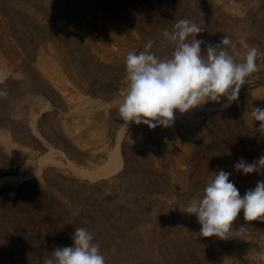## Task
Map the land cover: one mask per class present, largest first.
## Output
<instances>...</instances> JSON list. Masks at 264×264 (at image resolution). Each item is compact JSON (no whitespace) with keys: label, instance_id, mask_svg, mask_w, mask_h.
<instances>
[{"label":"rangeland","instance_id":"1","mask_svg":"<svg viewBox=\"0 0 264 264\" xmlns=\"http://www.w3.org/2000/svg\"><path fill=\"white\" fill-rule=\"evenodd\" d=\"M5 1L0 74L6 80L0 87L8 96L0 97V132L14 147L28 141L13 153L0 140V178L7 177L0 183V264H43L55 246L73 245L79 227L94 232L107 264H245L248 254L260 264L264 222H246L241 211L233 229L245 225L246 234L215 241L202 238L197 218L182 210L202 197L219 170L231 173L241 196L264 180L234 169L241 158L251 163L264 155V137L251 118L253 106L264 107V70L247 78L227 108L222 100L177 111L167 128L124 124L117 101L127 91L126 53L155 40L152 51L170 54L158 41L177 19L205 29L196 37L205 42L202 51L226 35L236 62L249 47L264 57V0H86L87 6L67 0L65 7L59 0ZM11 13L26 23L12 21ZM240 20L249 22L244 35L234 30ZM107 21L115 22L122 49L110 35L102 38ZM66 29L82 38V49L65 46ZM22 34L30 46L18 45ZM66 49L90 67L65 60ZM121 131V165L108 169L105 155ZM239 247L247 251L236 256Z\"/></svg>","mask_w":264,"mask_h":264},{"label":"clouds","instance_id":"2","mask_svg":"<svg viewBox=\"0 0 264 264\" xmlns=\"http://www.w3.org/2000/svg\"><path fill=\"white\" fill-rule=\"evenodd\" d=\"M205 29L195 21L177 19L172 29L162 31L158 47L163 52L171 47L168 55L152 51L155 40H149L137 53L128 51L125 58L127 91L117 101L119 118L124 124L171 127L175 113L185 114L210 102L222 104L223 108L237 100L247 78L264 70V57L256 47L246 50L242 62H236L230 54V37L224 35L217 44H208L202 51L203 40L197 35ZM259 59V63H258ZM6 77L0 74V85ZM6 87H0V97H7ZM251 118L258 122L255 130L264 136V107L253 106ZM244 175H264V155L251 163L241 158L234 165ZM231 173L219 170L206 183L200 199L187 204L183 212L194 215L201 228L202 238L217 237L228 240L243 237L246 226L233 229L241 211L246 222H264V180L257 181L254 188L241 196L239 189L230 181ZM72 246H55L43 259V264H107L94 232L86 227L75 228L71 236ZM264 264V254L258 257Z\"/></svg>","mask_w":264,"mask_h":264},{"label":"bare ground","instance_id":"3","mask_svg":"<svg viewBox=\"0 0 264 264\" xmlns=\"http://www.w3.org/2000/svg\"><path fill=\"white\" fill-rule=\"evenodd\" d=\"M3 1H5V0H3ZM69 2L70 1H74V2H76V3H79V4H83V5H86L87 3H85L86 2V0H68ZM6 2V1H5ZM10 3V2H9ZM5 4V3H4ZM59 4H61V6H63V7H65V6H67V0H59ZM7 5V4H6ZM71 5H72V3H71ZM11 6V5H10ZM87 6V5H86ZM7 9V8H6ZM66 10V9H65ZM69 10V9H68ZM10 12H11V10H10ZM35 14H37L36 16H39L38 15V13H36V12H34ZM61 14H62V12H61ZM72 14V13H71ZM147 14V13H146ZM7 15V14H6ZM11 18L10 19H12V21L13 20H17V22H21V23H26V19H24V17L23 16H21V15H18V14H12L11 13ZM9 16H10V14H9ZM144 16V15H143ZM86 18V17H85ZM144 18V17H143ZM59 20V19H58ZM11 23H14V22H11ZM53 23V22H52ZM103 23L104 22H102V25H103ZM115 23V22H114ZM114 23H112V22H110V21H107L106 23H104V32H103V35H102V38L103 39H105V40H109L107 37H108V35H110V37L112 38V40L113 41H111L112 43H114L116 46L117 45H119L120 47H121V49L123 48V46L125 47V43L124 42H122V40H119L117 37H114L113 35H115V30H116V28H115V24ZM22 25V24H21ZM249 25V22H248V20L246 21V20H240V21H237L236 23H235V26H234V30H236V32L239 34V35H244V33H245V31H246V27ZM12 26H14V25H12ZM24 26V25H23ZM70 26V25H69ZM69 26H66V27H69ZM20 27V26H19ZM11 28V27H10ZM79 28V27H78ZM24 29H25V27H24ZM90 29V28H89ZM17 30H18V27H17ZM26 30V29H25ZM38 31V30H37ZM41 32V35L42 36H44L45 34L42 32V30H40ZM74 31V30H73ZM72 31V32H73ZM124 31V30H123ZM15 32V31H14ZM13 32V33H14ZM64 32V41H65V46L66 47H68V46H71L72 45V47L71 48H73V46H74V48L75 49H82V45H85V43H82V38H80V36H74L73 34L74 33H70L69 32V30L68 29H66L65 31H63ZM62 32V33H63ZM18 34V33H17ZM60 34V33H59ZM80 34H82L81 33V31H80ZM237 34V35H238ZM78 35H79V33H78ZM130 35V34H129ZM18 36V35H17ZM38 36V35H37ZM250 36V35H249ZM46 37V36H45ZM48 37V36H47ZM82 37V36H81ZM20 39L18 40H16V42L18 43V45L20 44V46L21 45H31V40H30V37H28V36H24V34H22L20 37H19ZM44 38V37H43ZM84 40V39H83ZM85 41V40H84ZM23 45V46H24ZM19 46V47H20ZM25 47H27V46H25ZM25 47L23 48V49H25ZM83 47H85V46H83ZM138 48V47H137ZM28 49H30V48H28ZM74 49V50H75ZM127 49V48H126ZM71 50V49H70ZM69 49H66L65 51H64V53H63V56L65 57H63L65 60H70V62L72 61V60H74L76 63H78L80 66H82V67H90V64H88V62L84 59V56H79V55H77V54H74L73 52H71ZM74 50H72V51H74ZM110 50V49H109ZM27 52V51H26ZM75 52V51H74ZM76 53H77V51H76ZM104 54V53H103ZM30 55H31V53H30ZM81 55H83V54H81ZM84 55H86V54H84ZM26 56H28L27 54H26ZM237 56V55H236ZM62 57V56H61ZM86 58V57H85ZM50 60V59H49ZM88 60V59H87ZM46 62V61H45ZM66 62V61H65ZM70 62H68V63H70ZM73 62V61H72ZM91 63V62H90ZM97 63V62H96ZM92 65V64H91ZM112 65V64H111ZM75 66H77V65H75ZM91 67H93V66H91ZM91 69V68H90ZM88 70V69H87ZM95 69H93V71H94ZM97 71V70H96ZM95 71V72H96ZM88 72V71H87ZM98 72V71H97ZM107 72V71H106ZM85 74V73H84ZM88 74H89V72H88ZM97 74V73H96ZM99 74V73H98ZM102 75H103V73H101ZM105 74V73H104ZM92 75H94V74H92ZM105 75H107V74H105ZM92 78V77H91ZM88 80V79H87ZM12 109V108H11ZM79 109H81V108H79ZM13 111H14V109H13ZM77 111V110H76ZM86 110H84V112H85ZM102 128V127H101ZM125 129V128H124ZM122 130V129H121ZM5 132H0V140L3 142V144L6 146V148L7 149H10V151H12L13 153H15L21 146H22V144L23 143H25L26 141H28V139H22V141H20V144H19V146L18 147H14L13 146V144L11 143V139L9 138V137H7L5 134H4ZM121 134H122V131L119 133V135H118V142L116 143V147H114L115 149H111V151L109 152V153H106L107 155H105L106 157H107V162H106V160H105V162H106V165H104V166H106V168H108V169H110V168H112V169H114V167L116 168H119L120 167V165H121V162H122V157H121V154H120V152H119V150H118V145H119V140H120V137H121ZM26 136V135H25ZM24 137V136H23ZM264 137V136H263ZM24 138H26V137H24ZM55 140V139H54ZM15 145V144H14ZM17 153V152H16ZM44 158V157H43ZM41 161V160H40ZM44 161V160H43ZM103 164V163H102ZM101 164V165H102ZM3 165V164H2ZM73 169H74V167H73ZM105 169V168H104ZM76 170V169H75ZM100 169H96L95 170V173H97L96 171H98V172H100L99 171ZM102 170H103V168H102ZM102 170H101V172H102ZM79 171V170H78ZM85 171V170H84ZM91 171V170H90ZM8 172V171H7ZM82 172V171H81ZM93 172V171H92ZM91 172V173H92ZM105 172V171H104ZM103 173V172H102ZM101 173V174H102ZM109 173H111V172H109ZM108 173V174H109ZM55 174V173H54ZM88 174V173H87ZM98 174V173H97ZM100 174V173H99ZM96 175V174H95ZM94 175V176H95ZM103 175V174H102ZM104 175H105V173H104ZM87 176V175H86ZM96 176H98V175H96ZM95 176V177H96ZM9 177V176H8ZM85 177V176H84ZM88 177H89V174H88ZM93 177V176H92ZM7 179V177H1L0 178V183L2 182V180H4V179ZM34 195V194H33ZM122 218V217H121ZM129 219V218H128ZM125 222V221H124ZM242 238V237H241ZM220 241V239L219 238H216L215 239V241ZM229 240V239H228ZM106 241V240H105ZM226 241V240H225ZM231 241V240H230ZM237 243V242H236ZM239 243V242H238ZM172 245V244H171ZM241 245V244H240ZM227 246H229V245H227ZM173 247V246H172ZM226 247V246H225ZM232 247V246H231ZM237 247V246H236ZM248 247V246H247ZM224 249V248H223ZM234 249H235V247H232V249H230L229 250V248H228V250H229V252H231V251H234ZM178 250V249H177ZM225 250V249H224ZM237 251H236V253H235V255L236 256H239V255H242L243 253H245L246 251H245V248H240L239 247V249H236ZM249 251V250H248ZM248 254V253H247ZM226 255V254H225ZM246 255V254H245ZM19 256V255H18ZM253 256V255H252ZM246 258H245V264H257L258 262H256L252 257H251V255L250 254H248V255H246L245 256ZM255 257V256H254ZM231 258H233V257H231ZM15 262H17V260H15Z\"/></svg>","mask_w":264,"mask_h":264}]
</instances>
